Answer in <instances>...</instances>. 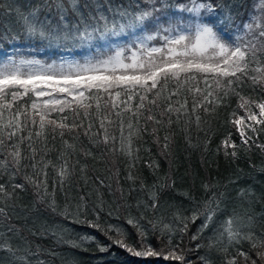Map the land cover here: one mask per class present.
<instances>
[{
	"label": "snow or ice",
	"instance_id": "6c2138e0",
	"mask_svg": "<svg viewBox=\"0 0 264 264\" xmlns=\"http://www.w3.org/2000/svg\"><path fill=\"white\" fill-rule=\"evenodd\" d=\"M243 6L242 0H36L24 10L15 0H0V39L64 51L87 49L80 58L46 60L17 48L0 61V252L7 264H49L41 254L58 255L33 246L29 236L50 237L55 245L74 249L96 242L87 234L69 238V230L56 224L33 220L28 226L41 207L100 231L136 257L173 264H214L207 255L189 260L183 239L191 223L203 220L189 237L196 241L224 214L208 249L217 250L220 264H264V210L255 207L264 194L258 197L251 187H240L229 211V186L241 177L226 183L202 180L200 201L190 190L176 193L195 204L185 215L182 206L161 203L175 180L158 174L154 157L140 156L139 142L146 135L165 158L172 155L178 134L188 147L208 152L210 139L193 144V126L203 131L207 121L202 113L214 114L233 96L237 108L227 123L241 143L229 132L216 154L235 161L253 147L264 152L259 142L264 135V0H254L247 19H239ZM245 87L251 95L243 94ZM94 149L101 152L99 157ZM109 154L125 158L127 189L119 169L115 188L112 177L108 183L100 176L89 177L87 160ZM141 163L155 177L151 184L137 167ZM101 188L125 201L137 194L136 207L143 212L129 213L125 220L135 229L138 246L128 243L122 226L101 221ZM29 192L32 200L24 204L23 195ZM57 193L65 198L62 209ZM90 204L95 220L87 218ZM166 207L175 208L170 218L160 211ZM107 215L120 219L111 208ZM149 232L159 247L148 242ZM108 247L98 244L101 252ZM201 247L196 245L197 250Z\"/></svg>",
	"mask_w": 264,
	"mask_h": 264
},
{
	"label": "trees",
	"instance_id": "16d2710c",
	"mask_svg": "<svg viewBox=\"0 0 264 264\" xmlns=\"http://www.w3.org/2000/svg\"><path fill=\"white\" fill-rule=\"evenodd\" d=\"M36 0H15V3L21 6L24 10H27V5L29 3H35ZM126 3L127 0H115V3ZM243 7L240 8V17L239 19H247L248 13L252 10L254 0H242ZM36 48L29 49V43L23 39L13 41L9 38L0 39V61L5 59L8 55L12 54L17 50L23 52L35 53L37 56H43V53H40L38 50L43 49L45 52H52L55 54L54 49L44 48L38 42L34 45ZM203 86V85H201ZM244 95H251V89L245 87L243 89ZM237 108V97H231L230 103L227 106L219 107L216 112L212 115H205L202 113L204 120L207 121L203 125V131L197 132L195 127L192 129V142L193 144L200 143L201 145L206 139H210L209 151L204 152L201 148H190L185 143L182 134L176 136V142L173 146V153L168 158H165L162 155H159L158 149L155 144L152 143V138L150 136H145L144 140L139 142L140 147V156L146 160L149 155L154 157L159 163L158 174L160 176L168 175L175 180V188L168 190L164 193L161 203L165 202L175 204L176 206H182L185 210V215H190L195 204L192 201L185 199L183 196L177 195V191L190 190L193 196L196 198V201H200L203 197V192L201 190V181L202 180H219L222 183H226L229 178H235L239 175L237 184L229 186V193L231 200L228 203V210H231L232 203L235 202L236 190L240 187H251L257 196L264 194V152H261L259 148L253 147V149L245 153L241 151L240 156L235 161L231 159H226L221 152L216 154V146L224 138L227 133H232V139L236 144L241 143V138L237 130L232 127L227 121L229 120V114L233 109ZM237 113L240 116L244 115L242 109H237ZM207 132V136L205 133ZM118 134V133H117ZM163 135V133H161ZM83 139V138H82ZM260 143H264V135H261L259 138ZM84 143L87 144V140H84ZM146 149H150L149 153ZM95 155L99 157L101 152L95 150ZM83 160V158H81ZM89 165V177L100 176L104 178L105 183H108V177H112L113 188H115V171L120 170L121 183L125 189L128 187V182L124 180L126 175L125 166L126 161L123 156L113 157L111 154L104 157L102 160H93L89 158L87 160ZM254 165L255 167H252ZM138 169L143 174L145 179L149 184H151L155 177L152 172L144 166L143 163L139 164ZM100 191L103 193L104 212L100 214L101 221H107L111 224H118L122 226L128 233V243L131 245L138 246L139 237L136 234L135 229L129 226L126 223L125 218L130 213L133 216L140 215L143 212V209H137L136 207V193H133L132 196L128 197L127 200H122L119 198V194L114 198L108 193L107 188H101ZM72 195H75V191L71 192ZM32 200L31 193H26L23 195V203L30 204ZM92 201L96 200L95 195L91 197ZM57 203L60 209L65 205L64 195L57 193ZM129 205L131 207H129ZM117 206L118 213H117ZM256 211L260 212L264 210V201L256 204ZM109 208L118 214L120 219H116V215L109 217L107 215ZM166 217H171L172 213L175 211V208H162L160 210ZM160 213L158 212L157 215ZM148 217H151L149 212ZM83 218V217H82ZM89 220H95L96 216L92 212L91 204L89 206V212L87 215ZM224 219V214L217 216L216 222L206 229L196 241H190L189 237L196 234L197 229L200 227V224L203 222L202 218L191 223L189 226L188 234L184 236L183 243L190 250L188 253V259L192 261H197V258L200 256H208L214 264H220V254L214 248L211 251L208 249V244L210 238L213 237L215 229L218 227L221 220ZM33 220L36 221V224L47 223V224H56L60 225L69 230V238L78 239L79 236L87 234L89 236H94L96 242H89L82 245L81 248L74 249L66 245H55L52 238H42V237H31L29 239L33 241V246L39 244L43 249L54 250L58 255L52 257L48 255L47 251L41 254L40 259L46 260L49 264H173V262H165L161 259L156 258H141L136 257L126 251L124 248L118 247L100 231H97L94 228H90L86 225H79L72 223L70 219L65 220L61 216L43 209L39 212L33 213L32 219L28 221V226H32ZM17 224H22L23 221H15ZM141 223L147 226L146 220L141 221ZM25 235H28L25 232ZM148 242L151 243L153 247H159V241L156 237L149 232ZM13 243H19V241H13ZM99 245L109 246L108 251L101 252L98 248ZM200 244L202 247L197 250L196 245ZM248 245L244 244V250H247ZM34 250V249H33ZM6 254L0 252V264H7L5 259ZM35 259V258H33Z\"/></svg>",
	"mask_w": 264,
	"mask_h": 264
},
{
	"label": "rangeland",
	"instance_id": "374dc122",
	"mask_svg": "<svg viewBox=\"0 0 264 264\" xmlns=\"http://www.w3.org/2000/svg\"><path fill=\"white\" fill-rule=\"evenodd\" d=\"M29 49H33L36 48L34 45L30 46V47H26ZM40 53H43V56H37V54L35 53H30V52H23V54L25 55H34L37 56L40 59H46V60H52V59H59L61 56L67 57V56H72L74 55L77 58H80L82 56H84L87 53V49H77L74 51H64V50H60V49H54V51L56 52L55 54H51L52 52H45L43 49L38 50Z\"/></svg>",
	"mask_w": 264,
	"mask_h": 264
}]
</instances>
